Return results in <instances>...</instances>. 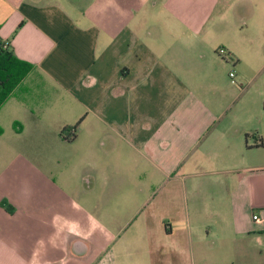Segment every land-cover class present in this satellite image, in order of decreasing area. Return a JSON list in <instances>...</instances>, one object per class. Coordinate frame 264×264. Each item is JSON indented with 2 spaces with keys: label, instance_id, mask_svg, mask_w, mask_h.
<instances>
[{
  "label": "crops",
  "instance_id": "1",
  "mask_svg": "<svg viewBox=\"0 0 264 264\" xmlns=\"http://www.w3.org/2000/svg\"><path fill=\"white\" fill-rule=\"evenodd\" d=\"M4 43L0 264H264V0H0Z\"/></svg>",
  "mask_w": 264,
  "mask_h": 264
},
{
  "label": "trees",
  "instance_id": "2",
  "mask_svg": "<svg viewBox=\"0 0 264 264\" xmlns=\"http://www.w3.org/2000/svg\"><path fill=\"white\" fill-rule=\"evenodd\" d=\"M32 65L0 44V106L30 71Z\"/></svg>",
  "mask_w": 264,
  "mask_h": 264
},
{
  "label": "built area",
  "instance_id": "3",
  "mask_svg": "<svg viewBox=\"0 0 264 264\" xmlns=\"http://www.w3.org/2000/svg\"><path fill=\"white\" fill-rule=\"evenodd\" d=\"M1 45H2L3 48H7V44L6 43L1 44ZM218 53L221 54V55H223L225 53V49H223V48L218 49ZM229 76L232 78L234 76L233 72H230L229 73ZM253 218L254 219H257V215L254 214L253 215Z\"/></svg>",
  "mask_w": 264,
  "mask_h": 264
}]
</instances>
